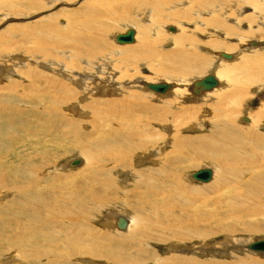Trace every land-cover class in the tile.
<instances>
[{"label":"bare ground","instance_id":"obj_1","mask_svg":"<svg viewBox=\"0 0 264 264\" xmlns=\"http://www.w3.org/2000/svg\"><path fill=\"white\" fill-rule=\"evenodd\" d=\"M87 1L83 2L84 5L81 8L71 12L70 15H74V19L66 21L67 25L65 26L56 28L54 26L55 18L58 16L48 14L44 18L38 19L33 28L25 29L30 30L32 34H25L27 39L33 40L32 47L28 52L30 58L29 60L20 58L17 63L13 62L9 68L5 69L7 73L12 65L15 69L21 65L23 66V69H20L21 76L26 77L27 73H31L38 81L47 78L51 88L39 89L34 85L33 92L28 95L22 90L20 84L19 89L16 87V91L19 90L20 95L15 92L16 95L9 96L0 105V120L8 124L6 132L0 129V147L6 148L0 150V213L4 215V217L0 216V250L2 249L0 258L3 259L4 254L14 251L13 254L9 253L10 255L4 258H8L10 261L11 258L9 257L11 256L15 262L19 261L18 264H74L75 259L81 264H91V260L100 261L102 259V262L105 260V264H144L147 262L146 259L154 254L149 253L148 244H157L155 241H163L166 246L164 247L168 249L165 252L166 257H158L154 262L157 261L160 264H210L208 257L209 262H197L198 260H195L193 254L198 255L199 252L191 250L192 254L191 251L188 253L190 247H183L178 243L184 244L186 241L194 239L205 241L213 235L221 234L223 237L225 236L224 242L233 244L229 239L233 234L253 236L264 232V222H260V218L264 217V137L257 134L256 131H245L253 129L257 126L259 119L264 117V0H188L192 16L190 17L191 23H185L189 26L187 31L189 35L184 34L185 40L193 46L190 36L193 37L195 35L193 33L197 29L201 32H208L205 37L207 48L205 46L197 47L204 52L203 56L194 54L195 52L189 54L182 47L178 48L177 46L176 48L174 45V50L163 53L153 50L151 47L149 50L146 47L148 57L144 55L142 44L134 47H122L123 50H114L107 45H102L104 47L99 54L101 56L98 57H96L98 54L92 55L89 48L92 45L101 44V39L109 34V31L113 29L112 26L115 23H121L120 20H123L122 6L130 12V16L139 17L147 23H151L158 17L160 8H162L161 3L164 0H154L155 2L153 0L151 2L148 0ZM127 1L128 4H125ZM22 2H25L24 11L30 13L43 5L37 0H0V10L10 9L21 12L19 7L23 4ZM166 3L168 5L167 1ZM170 7L168 10L174 13L175 7ZM245 7L250 11L245 12ZM181 11L186 10L182 8ZM143 13L145 16H142ZM229 19L230 21L234 19L237 25L245 22L248 27L246 32L243 30L245 33L236 37V48L228 46L217 38L218 36L225 38L234 35L232 28L228 26L230 28L228 29L225 26L228 23L226 20ZM125 24L121 25L125 27L127 26ZM126 28L121 33L110 35V38L119 45L134 44L137 32L134 28ZM169 28L166 27L168 32H175L173 27H171L174 29L173 31H169ZM13 29L14 27L6 26L0 30V40L5 33ZM129 30L134 32L132 42L119 43L116 41L118 35H125ZM152 31L157 36V32ZM251 39H255V41ZM244 40H246L245 43L241 44ZM194 48L195 46L192 47V49ZM238 48L239 50H236ZM254 49H261L262 51L255 53L256 50ZM234 50L235 52H233ZM249 51L254 52L249 55L243 54V52ZM7 53L9 54V51ZM115 56H124L126 58V65L124 64V66L127 67L123 66L120 70L115 71L114 62L118 60L113 61ZM1 58H5V56ZM51 59L63 62L57 64V68H61L59 72L56 69L58 77L49 74L44 75L42 72L44 67L50 70L49 66L54 64ZM82 60H84V63H81L82 67L78 68L77 65L76 68L74 61L82 62ZM142 61H146V65L142 64L146 67L142 66L140 70L143 71L144 69L153 75L161 74L164 80L161 83L168 87L164 93L152 91L159 103L168 102L169 109L176 108L178 111L184 108L181 111L190 116L196 113L199 108L198 111L203 110L205 106H209L214 101L212 108H218L219 115L222 113L226 117L227 114H233L232 112L242 113L241 116L238 114L237 118L246 128L241 125L238 128H232L231 124H234L225 120L214 125L210 133L204 134L208 139L186 138L183 140L179 137L186 150L180 154L174 155L173 153L172 157L169 156L167 165L162 162L163 157L161 152L159 153V151H163L161 142V144L159 143L160 146H157L158 153L156 155V152L154 155L153 153L150 154L155 156L153 157L155 166H148V169L140 170L136 173L139 179L130 183L126 181V177L125 179H118L128 173L119 171L117 174H112L113 171H109L106 166L112 165L114 168L126 169L130 165L125 160L130 158H133L132 164L138 166L147 161L151 163L153 160L150 162L151 156H147L148 148H146L145 143L147 135L146 129L144 130L149 124H144L141 133L135 132L134 129L139 118L147 117V111L152 112L150 119H154L156 127L158 126L160 130L164 128L165 124L164 122L158 124V122H162L161 108L146 107L142 103L144 108L139 105L142 116H136L129 112L130 105L127 104L123 108L122 116H112L119 121V127L107 128L108 120L103 119L95 127L96 130L94 129L96 135L94 138H87L85 142L81 141L82 138L77 139L80 143L86 144L82 145V148L85 149L84 154H78L82 159L73 158L67 162V165L71 168L81 164L85 165L86 168L78 176L79 180L74 182L71 176L62 175L60 171L65 168L64 164L59 165L53 162V165L51 163L53 158L51 157L54 156H50L48 153L50 146L58 152H63L64 138L66 137V140L71 142L69 141L71 138L74 137L72 141H75L80 135L74 125L71 124H74V120L70 114H78L80 115L79 118L89 119V112L84 104L88 101V103L94 104L98 98L88 95L90 90H93L95 94V89L98 91L103 89L107 93L105 96L115 98L116 95H121L122 86H125L126 89L131 87L140 90L147 89L146 83H152L151 81L148 83L149 76L147 81H144L145 85H143L144 76L136 77L137 67H140L139 63ZM5 62L12 61L5 60ZM45 63L46 65H44ZM129 66L134 68H128ZM147 66L151 67L150 70L152 71ZM93 68V74L96 77H91V73L81 74L82 71ZM73 70L81 71L74 72L76 75H73ZM205 71L207 73L203 76L189 78L193 75H201ZM208 74L215 77L217 85L210 90H200V92L195 93L194 83ZM11 75L9 70L8 76ZM87 79L92 82L97 80L99 85L90 88L82 96H79V92H84L88 87ZM132 79L134 82L131 81ZM132 82L134 84H131ZM81 83L86 85V87L83 86L84 89H81ZM76 85H80V88ZM108 90L111 91L107 92ZM149 91L151 92V90ZM258 91H261L262 94L260 93L259 98L255 101L252 96L258 95ZM72 92L76 95L75 100L68 97ZM246 93L247 96L251 95H249V99L244 101L242 97ZM162 97H166V100L163 98L166 102L162 100ZM112 99H106L99 105H106L115 111L118 109L116 108L117 104L120 105V103L116 98L115 100ZM15 100L19 104L18 106L14 105ZM98 102H96V106ZM191 103H196L198 106L188 107L187 104L190 105ZM80 105H83V112L79 111ZM21 106H24V109H20ZM62 106H65L70 114L61 113L60 107ZM186 106L188 108H185ZM28 107L30 109H27ZM99 109H97V113L101 116L103 110ZM205 113L206 115L210 114L208 110H205ZM34 116L36 119L38 118L39 122L32 119ZM99 118L102 119L103 117ZM201 119H203V115H201ZM153 121L151 122L153 123ZM63 125L69 130L66 131ZM260 128L264 130V121ZM197 129V125H192L185 128L184 131ZM154 134L159 135L160 132H154ZM142 137L143 141L140 140ZM56 139L62 141L61 146H57ZM175 148L177 149L176 146ZM74 149L76 150L75 147ZM75 159L81 163L73 166L72 161ZM194 160H199L208 165L206 168L211 171V178L206 183L196 181L207 184L212 180L213 185L207 190L182 186L184 182L190 181L191 173L188 176L187 172L183 174L178 168L182 166V163L193 162ZM32 161H38V164H32ZM170 167L174 170L173 174L169 172ZM51 173L56 174L50 175ZM170 174L175 181L181 184L178 190L171 189L168 183ZM97 178L99 180L106 178L104 180L106 193H97L96 195L92 193L90 199L87 196L83 197L81 195L83 183L80 187L79 182H85L89 190L93 189V185L100 186L101 189L103 183L100 181L91 183ZM191 180L193 181V179ZM64 181L67 182L58 187L61 190L60 193L55 194L54 190L57 188L55 183ZM124 193L129 194V198ZM172 193L175 195L171 196ZM45 194L47 196H44ZM9 195L10 200L2 202ZM63 203L67 205L65 206ZM108 206H115L119 210L118 215L114 214V218L110 219V224H103V227H109V230L100 231L97 226H90L91 223H98L95 219H99V209ZM150 213L153 214V219L149 223L147 218ZM116 230L123 232L120 233L121 235L118 232L119 235L115 236L109 232ZM256 241L245 244L244 249L251 251V253L264 254V251L248 249L249 245ZM166 242L169 243L166 244ZM234 242L236 243V240ZM131 248H135L136 251L129 252ZM230 249L235 250L236 253H241L243 245L238 244L230 247ZM178 250L179 252L181 250V255L174 256V252ZM215 250L214 254L217 256L225 252L222 246L221 249L215 247ZM143 256L146 258L144 259ZM86 257L88 260L91 259L90 262ZM152 257L154 258V256ZM261 258L263 259L261 262L253 259L249 261L240 259L235 262L221 263L264 264V255ZM152 261L150 260V262ZM93 263L97 264L95 261Z\"/></svg>","mask_w":264,"mask_h":264},{"label":"rangeland","instance_id":"obj_2","mask_svg":"<svg viewBox=\"0 0 264 264\" xmlns=\"http://www.w3.org/2000/svg\"><path fill=\"white\" fill-rule=\"evenodd\" d=\"M37 1L40 2L43 5H41L40 8H36L38 10L34 9L33 11H31V13L30 12H27V11H24L25 2L24 3L22 2L23 4H21V6L19 7V9L21 10V12H16V11H13V10H10V9H1L0 10V19H1V21H0V24H1L0 25V28L1 29L0 30H2L3 28H5L6 26H8L9 28L14 27L13 30L5 33L4 36H2V39L0 40V73H1L0 74V105L2 104V101L6 100L9 96H13V95H16L17 93H19L18 92L19 90L18 91H16V90H17V88L19 89V85L20 84H21L20 85L21 88H23L22 90L25 91V93H27L28 95H30L33 92L34 85H36L35 87H37L39 89H43V88L44 89H50L51 88L50 87L49 79H47V78H45V79L43 78L40 81H38L33 76V74L31 75V73H27V72H25V73H27V76L26 77L21 76L22 74L20 73V69H23L22 68L23 66H21V65H18V68L17 69H15V67L12 65V68L11 69H8L7 70V73H6V70L5 69L9 68V66L13 62L17 63L18 59H20V58L22 60H29V58H30V56L28 55L29 54L28 52L30 51V49L32 47L31 45L33 44V40H30V39H27L26 38V35L25 34L30 35L31 34V31L30 30H25V29H31V28H33L34 23L35 22H38V19L44 18V16H46L48 14H53L54 16H58V18L57 17L55 18V24H54V26L56 28L65 26V25H67L65 23L66 21H69V19H70V21H72L74 19V15H70L71 12H73V11L78 10L79 8H81L82 5H84L83 2H85V1L88 2L87 0H60V1L59 0H37ZM128 1L125 4H128ZM135 1H137V0H135ZM148 1L151 2L152 0H148ZM161 1H163V0H161ZM166 1L168 2V5H167ZM169 1L170 0H164L165 4H164V2L161 3L162 8H160L161 9L160 10V13H159L158 17L156 18V20L153 21L155 24L153 22H151V23L148 22L147 23L145 20H142L139 17L130 16L131 15L130 12L126 11L125 10L126 8L122 6L121 7V10L123 11L122 12V18H123L124 21L123 20H120L121 21L120 24L119 23H115V25L112 26L113 29H111V31H109V34H108L109 36L106 34V37L104 39H101V44L96 45V46H93L92 45L89 48V52L92 53V55L93 54H98V55H96V57H98V56H101L99 54L101 53L102 47H104L102 45H107L111 49H114V50H117V49L118 50L119 49L120 50H123V48L131 47V46L134 47V46H138V45L142 44L144 46V50H143L144 55L146 57H148L149 54L146 51L147 50L146 47H148L149 50H150L149 47H151L153 50H157L158 52L163 53V52H168L169 50H172V49L174 50V45H175L176 48H177V46H178V48L182 47L183 50L188 51L187 53H189V54H193L195 52L194 54L203 56L204 52H202L201 50H199L200 48L198 49L197 47L198 46L199 47L205 46L207 48V46L205 45L207 39H205V37L207 36L208 32L207 33H206V31H202L201 32V31H199V29H197L195 31V33H193V35L194 34L195 35L193 37L190 36L192 38L193 46H195L194 49H192L193 46L190 45L189 43H187V41L185 40V35H187V36L189 35V32H187L189 30L188 29L189 26L185 25V23H188L189 22V24H190L191 23L190 17L192 16L191 13H190V10H191L190 7L191 6L188 3L189 1L188 0H181V1L180 0H175V2H174V0H172L173 2L172 1L169 2ZM183 2H185V3H183ZM172 4H174V5H172ZM170 6H174L175 7L174 13L173 12H170V10H168L169 8H171ZM182 8H185L186 11H181ZM246 9L247 8L245 7V9H244L245 12H249L250 11L249 9H247V10ZM30 10H32V8H30ZM142 16H145V13H143ZM165 16H168V17H166L167 19L165 18ZM203 18H208V17H203ZM127 19H128V21H126ZM226 21H225V24L227 23L225 25L226 28H228V29L232 28L231 30L233 31L234 35L233 36H226L225 38L224 37H221V36L220 37L218 36L217 38L221 42L226 43L228 46L235 47L236 46L235 45L236 44V37L238 35L241 36L243 33L246 32L245 30H247V28H248L247 27V24L245 22H243L241 25H237V24H235L236 22L234 21V19H231V21H230V19L229 20H226ZM46 24H48V23H46ZM121 24H125L127 26L124 27ZM159 24H161V25H159ZM259 25L261 26L262 24L260 23ZM156 26H157V28H156ZM126 27H128V29L129 28H134L136 30V32H137V38H136L135 43L132 44V45H119V44L115 43V41L110 38V35L117 34V33H121V31H124ZM166 27H173L175 29V32L174 33L168 32L166 30ZM234 27H236V28H234ZM48 28H49V25H48ZM160 28H161V30H160ZM162 28H164V29H162ZM177 29H178V31H177ZM152 30H155V32H157V36L154 35V33H153ZM10 37H11V39H9ZM50 37H51V34H50ZM102 40L105 43H103ZM251 40H254L255 41V39H251ZM245 41L246 40H244L243 42H241V44H244ZM184 43H185V45H184ZM245 46H246V44H245ZM245 46H241V47H245ZM241 47H239V48L241 49ZM239 48L236 49V50H239ZM254 50H256L255 53H257V51L259 53L262 51L261 49H254ZM7 51H9V54L7 53ZM216 52H224V51H216ZM233 52H235V50ZM252 52H254V51L243 52V54L249 55ZM229 53H231V52H229ZM3 56H5V58H1ZM125 59L126 58L124 56H115V57H113V61L114 60L115 61L117 60L116 62H114L115 63V66H116L115 71L120 70V68L123 67L124 64L126 65ZM5 60H10L12 62L6 63ZM54 60L55 59H53V60L51 59V61L54 64L51 65V66H49L50 70L46 69V67H44L42 69V72L44 73V75L45 74L46 75L49 74V75H52V76H55V77H58L59 76L58 75V72H59V69H61V68L58 69L57 68V64H60V63H63V62H61V61L58 62V60H55V61ZM78 61H74V63L76 64V65L74 64L76 66V68H77V65H78V68L82 67L81 63L82 64L84 63V60H82V62H78ZM142 64H145L146 65V61L145 62L142 61V62L139 63V66L140 67H137L138 73H137L136 77L138 78L139 76L140 77L141 76H144L143 77V85H145V82L144 81H147V80L149 81L148 83H151L152 82L151 84L156 83V82L157 83H159V82L161 83L162 81H164L163 80V76L161 74H155V75H153V74L148 73L146 70L144 71V69H143V71L140 70V68L142 66H145V65H142ZM44 65H46V63ZM119 65H120V67H119ZM124 67H127V66H124ZM128 68H132V67L129 66ZM147 68L149 70L151 69V67H149V66H147ZM56 69L58 70L57 73H56ZM9 70H10V72L12 74L11 76H8ZM17 71H18V74H17ZM53 71H54V73H51ZM79 71H81V70H77V71L73 70V75H76L74 72H79ZM86 71L87 70L82 71L81 74L82 73H89V74L91 73V75H92L91 77H96L93 74L94 68L93 69H90V70L88 69L87 72ZM150 71H152V70H150ZM22 72H23V70H22ZM205 73H207V72L205 71L201 75H197V76L193 75V76H191L189 78H193V77L194 78H197V77H200V76L205 75ZM252 73H254V72H252ZM111 74H113V72H111ZM147 77H148V79H147ZM6 78H8V79L6 80ZM95 79H98V78H95ZM123 80H126V79H123ZM131 81H133V79ZM87 82L89 83L88 84V87L85 89L84 92H79V96H82L83 93H85L90 88H95V86H98L99 85V81H97V80H95L94 82H92L91 80L87 79ZM133 82L131 84H134ZM96 83H98V84L96 85ZM81 85H82L81 89H84V87H86V85H84V83L83 84L81 83ZM76 86L78 88H80V85H76ZM252 87H254V86H252ZM122 88H123V90H122ZM122 88H121V90H122L121 95H116V97H115L117 99V101L120 103V105L117 104V107L116 108H118V109L115 110V111H112L111 108L110 107H107L106 105H99V103L104 102V100H106V99L108 100L109 98L112 99L113 97H111V96L110 97L105 96L107 93H105V91H103V89L101 91H98V90L95 89V94H94V91L93 90H90V92L88 93V95H90L92 97H98V98L96 99L97 101H95L94 104H93V103H88L89 102L88 101L89 97H88L87 98V101L88 102H86L84 104L85 107H86V109H88V112H89L88 113L89 114V119L88 120L87 119H83L81 117L79 118L80 115H78V114L77 115H74V113H73L71 115L69 113L70 111L68 109H66L65 106L60 107V112L61 113H64V114L69 113L70 114L72 120H74V124L71 123V122L70 123L72 125H74L75 129L77 130V132L80 133V135L77 136V138H76L75 141H72L74 139V137L69 140L71 142H68L66 140V137L64 138L65 145H64V148H63V152H58L57 150H55L54 147H51V146H50L51 149L49 148V151L50 152L48 154H50V156H54V157H51V158H53L51 163L54 162L55 164H59V165L64 164V167L65 168H63V171L62 170L60 171V173L62 175H69V176H71V178L73 179L74 182L79 180V177L78 176H79V174H81L80 172L86 168L85 165L81 164L80 166L74 167V168H71V167H69L67 165V162L69 160H71L73 158H80L78 154H84V150L85 149L82 148V145H86V144L80 143L77 139L82 138L81 141L82 142H85L87 138H94L96 136L95 135V130H96L95 127L100 122H102L103 119L108 120V127L107 128L114 129V128L119 127V121H117V119L115 117L116 116H122L123 108L127 104L130 105L129 112L134 113L136 116L141 115V112L139 110V105L142 106L143 108H144V106H146V107H158V108H161L160 111H161V120H162V122H158V124L160 125L163 122L165 124L164 125V128L162 130H160L158 128V126L156 127V125H155V123L153 121L154 119H152V120L150 119V117H152V112L151 111H147V114H148L147 117L146 118H139V121L137 123V126L134 129L135 132L141 133V129H142V127H144V124L145 123L146 124H149L147 127L144 128V130L146 129L145 132H146V135H147L146 136L147 137V139H146L147 141L145 142L146 143V148H148L147 149V151H148L147 156H151V158L149 159L150 162H151V160H153L151 163H149L147 161L148 162V163L146 162L147 164L146 163L145 164L142 163V164L139 165L140 166L139 167L138 165L132 164L133 158H130L128 160H125L128 163V165H130L127 168L125 167L126 169H122L121 167H115L114 168L112 165L106 166V168L109 169V171H111V172L113 171L112 174H117V172H119V171L120 172L123 171V173L125 172L126 174L128 173L129 175L127 174L126 176H123L122 178H118V179L119 180L120 179H125V177H126L127 178L126 181L127 182H130V183L131 182L134 183V182H136V180L139 179V178H137L136 173H138L140 170L148 169L149 167L155 166L154 165V159H153V157H155V156H153V155H154L155 152H156L155 155L158 153V150L159 149L157 150V146L158 145L160 146L161 142H162L161 146L163 148V151H159V153L161 152V156L163 157V161L162 162L167 165V161H169L170 157L173 156V153H174V155L177 154V153L180 154V153L184 152V150H186V147L185 146L184 147L182 146V140L180 138H182L183 140L186 139V138L187 139L188 138H191V139H198V138L208 139V137H205L204 134L210 133L211 130L214 128L213 127L214 125L218 124V122H222V121H225V120L227 122H230V124L231 123L234 124V125L231 124L232 128H238L239 125L242 126V124L240 123V121H238V118H237V116L239 114L238 112H232L233 114H227L226 117H224V114L222 115V113H220V115H219L218 108H212L214 101L209 106H205L204 109L201 106V108L203 110L198 111L200 109L199 108L196 111V113H194V114H192L190 116H187L186 113H184V112L181 111L184 108H181V110H179V111L176 108L169 109L168 106H167L168 102L165 101L166 100V97H162V100L164 102H166L165 104L159 103L156 100V98H155V96H156L155 93H153L152 91L150 92L147 87L146 88L148 90L147 89L140 90V89H135L133 87H131L130 89H126L125 86H122ZM110 91L111 90H108L107 92H110ZM15 92H17V93H15ZM258 92H259V93H257L258 95L252 96V98H254L253 100L259 98V94L261 93V91H258ZM73 94H74V92H72L70 94V96H68V97H70L72 100H75L76 99V95L75 94L73 95ZM143 94H144V96H142ZM18 95H20V93ZM249 95H251V94H249ZM249 95L247 96V93L244 94L243 97H242V99L244 98V101L247 100V99H249L250 98ZM118 96H120V97H118ZM100 98H103V99H100ZM115 98H113L112 100H115ZM84 100H82V101H84ZM121 100H122V102H121ZM96 102H98V105L99 106L98 105L96 106ZM135 103H137V104H135ZM142 103L144 104V106H143ZM134 104H135V106H134ZM242 104H244V102H242ZM14 105L15 106H18L19 105V104L16 103V100L14 101ZM196 105H197L196 103L195 104L194 103H191L190 105L187 104L188 107H190V106H196ZM202 105H204V104H202ZM80 106L81 107H79V111L80 112H83L82 111L83 105H80ZM187 106L185 108H188ZM23 107L24 106H21L20 109H24ZM249 108H254V107H249ZM27 109H30V108L28 107ZM97 109L103 110L101 116L98 115V113H97L98 110ZM205 110H208L210 112V114L209 115H206ZM175 111H177V112L175 113ZM236 111H238V110L236 109ZM241 114L242 113H240L239 115L241 116ZM201 115H203V119L200 120ZM112 116H115V117H112ZM99 117H103V118L101 119ZM153 117H155V116H153ZM67 118H68V116H67ZM32 119H34V120H36V121L39 122L38 118L36 119L35 116L32 117ZM77 119H78V121H77ZM151 121H153V123ZM263 121H264V117H261L259 119L258 123H257V126H255L253 129L245 130V131L246 132L256 131L257 134H259L260 136L264 137V130L260 128V125H261V123ZM150 123H152V124H150ZM180 123H182V124H180ZM192 125H197L198 126V129L197 130H194V131H186V132L184 131L185 128H189ZM244 126H242V127L243 128H246ZM63 128L66 131L69 130L67 127L65 128L64 125H63ZM0 129L2 131H5L6 132L8 130V124L6 122L0 120ZM103 130H106V128H103ZM154 132H160V134L159 135H155V134L153 135ZM140 140L143 141V137ZM156 142H158V143H156ZM178 142L179 143L181 142V143L179 144ZM55 143L57 144V146H61L62 141L60 139H56L55 140ZM151 144L154 146L153 147L154 149L152 148V145ZM155 144H156V146H155ZM175 146L177 147V149L175 148ZM179 146L181 148L182 147L183 148L182 149H179L180 148ZM74 147L76 148V150L74 149ZM1 149H6V148L0 147V150ZM151 149H152V151H150ZM175 150H177V151H175ZM179 151H181V152H179ZM21 153H23V152H21ZM152 153H153V155H150ZM80 159H82V158H80ZM107 162H109V161L107 160ZM186 162H184V164L182 163L181 164L182 166L179 167L178 170H180V172L183 173V174H184V172H187V175L188 176H189L190 173H192V172H194V171H196V170H198L200 168H203V167H206V166L208 167V165L202 163L199 160H194L193 162L192 161H186ZM31 163L32 164H38V161H32ZM54 163H53V165H54ZM98 167H99V163H98ZM263 167H264V163H263ZM130 168L132 170L133 169L134 170L139 169V170L138 171H134V170L132 171ZM170 168L171 169H170L169 172H171V174H173L172 172L174 170H173L172 167H170ZM130 172H132V173H130ZM55 174H52L51 173L50 175H55ZM171 174H170V176H171L170 178L171 179L169 178V182L168 183H169V185H170V187H171L172 190H176V189L178 190V188L181 187V184L178 183L177 181H175L174 178H173V176ZM129 179H130V181H129ZM189 179H190V177H189ZM191 179H190V181L184 182L182 186L183 187H186L187 186L189 188L192 187V188H197V189H202V190L203 189H206L207 190L208 187L210 188L213 185V181L212 180L209 183H207V184H203V183L196 182L194 180L192 181ZM104 180H106V178H103L101 180H99L97 178L96 180H94L93 182H91V183H97V182L100 181L101 183H103V185L101 186V189H100V186H94L93 185V189L92 190H89L87 188L88 186H87V184L85 182H83V181L81 182L80 181L79 182L80 187H81V184L83 183V186H82V189L83 190L81 191V195L83 197L87 196V198L90 199L92 193L95 194V195L97 193L105 194L106 193V186H105ZM66 182L67 181H64L62 183H55V186H57V188L54 190V193L55 194L60 193L61 190H59L58 187H61ZM132 187H134V186H132ZM112 193H113V191H112ZM165 193H167V192H165ZM179 194H181V193H179ZM124 195H126V197L129 198V194L124 193ZM174 195H175V193H172L171 194V196H174ZM44 196H47V195L45 194ZM131 197H132L131 199L133 200V196L132 195H131ZM171 199H172V197H171ZM9 200H10V195L8 197H5V199L2 202H6V201H9ZM63 204L65 206L67 205L65 203H63ZM118 211L119 210L116 209L115 206H108V207H102V208H100L99 209L100 216H98L99 219H95L99 224L98 223H96V224H92L91 223L90 226L93 227V225H94V226H97V228L100 231H102V230L103 231H107V229L109 227H103V224L104 223H109L110 224L111 223L110 219L112 220V218H114L115 215H118V213H117ZM123 213H124V210H123ZM151 213H150V215L147 218L148 221H149V223L153 219V214L151 215ZM0 216L1 217H4V215L1 214V213H0ZM260 222H264V217L263 218H260ZM109 232L110 233L112 232L113 234L111 233V235L115 236V235H119L123 231L122 230H116V231H109ZM118 232H119V234H118ZM260 233H264V232H260ZM260 233L255 234L253 236L252 235L250 236V235L246 234L249 238H246L247 236L246 235H243V234H241V235H239V234H237V235L233 234V236H230L229 237V239H231V242H233V244H231L229 242H224V239L223 238L225 236L223 237V235H221V234L213 235V236L209 237L211 239L207 238L209 240L206 239L205 241L204 240L202 241L200 239L199 240L198 239H194L196 241L191 240V241H186L184 244H182V242L181 243H178V244H180L183 247H188L189 246L190 248L188 247L189 248L188 253H190L191 250L192 251H198L199 252L198 255L197 254H193V255H195L194 256L195 257V260L196 261L198 260L197 262H199V261H201V262H205V261L209 262L208 260H210V262H209L210 264H214L216 262H217L216 264H222V263H227V262H235V261L240 260V259H245L246 261H249V260H252L253 259V260L257 261V262L258 261L261 262V261H263V259L261 257H263L264 254L251 253V251L249 252V250L247 251V250L244 249V245L245 244L251 243V242L256 241V240L264 239V234H260ZM99 235L101 236V234H99ZM235 240H236V243L234 242ZM155 242H157V244L156 243H150V245L149 244H148V246L146 245L147 248H148V250H149V253L150 254L154 253V254L150 255L146 259L147 262L144 263V264H156V263L157 264H160L157 261L154 262V260L155 259H158V257H160V258H163L164 256L166 257L165 252H167L168 249L165 248L166 247L165 246V243L163 241H155ZM211 242H212L213 246H212V244H210ZM167 243H169V242H166V244ZM238 244L243 245V249H242L241 253L240 252L239 253H236L235 250L230 249V247H234L235 245H238ZM220 245L222 246V249L225 250L226 254L224 252L220 256H217V255L214 254V252L216 251L215 250V247L221 249V246ZM194 247L196 248V250H195ZM226 248H227V250H226ZM27 249H29V247H27ZM198 249H200V250H198ZM6 250H8V249H6ZM135 251H136L135 248H131L129 250V252H131V253L132 252H135ZM183 251H185V250H183ZM192 251H191V254H192ZM9 253L10 254L11 253L13 254L14 251H10ZM9 253L7 252V254H4L3 259L0 258L1 259V263L0 264H2V263H5V264H18L17 262H19V261H16L15 262V259H13L11 256L9 257V258H11L10 261H8V258H6L7 260L4 258L5 256L10 255ZM174 253H175L174 256L175 255L176 256H180L181 255L180 253H182V252H181V250H180V252L178 250V251H175ZM202 253L205 254V255H203ZM182 255H185V254H182ZM152 256H154V258ZM185 256H188V255H185ZM194 257H192V258H194ZM86 258L88 260V257H86ZM143 258L145 259L146 257L143 256ZM174 259H176V258H174ZM90 260L91 259H89L88 262H90ZM150 260L151 261L153 260V261L150 262ZM92 261L93 262L95 261V263H97V264H103L105 262V260H104V262H102L103 259L100 260V261L99 260H91V262H90L91 264H94ZM12 262H14V263H12ZM74 262L76 264H81L76 259L74 260Z\"/></svg>","mask_w":264,"mask_h":264},{"label":"water","instance_id":"obj_3","mask_svg":"<svg viewBox=\"0 0 264 264\" xmlns=\"http://www.w3.org/2000/svg\"><path fill=\"white\" fill-rule=\"evenodd\" d=\"M169 31H173V28H169ZM133 30H129L125 35H118L116 37V41L121 42H132L133 41ZM226 57V55H224ZM216 79L213 75L208 74L205 77L199 79L194 83V92L198 93L201 91L210 90L212 87L216 86ZM146 87L155 92L164 93L167 90V86L165 84H146ZM81 162L77 159L72 161V165H79ZM191 178L195 181H200L206 183L211 178V171L209 168L203 167L191 173ZM254 251H264V240L256 241L249 245V248Z\"/></svg>","mask_w":264,"mask_h":264}]
</instances>
